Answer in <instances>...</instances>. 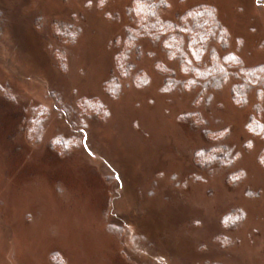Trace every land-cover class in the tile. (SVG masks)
<instances>
[{"label": "rangeland", "instance_id": "rangeland-1", "mask_svg": "<svg viewBox=\"0 0 264 264\" xmlns=\"http://www.w3.org/2000/svg\"><path fill=\"white\" fill-rule=\"evenodd\" d=\"M131 1L0 0V264H264V136L246 128L264 123V93L239 106L231 78L195 107L198 89L163 91L156 61L182 76L178 62L142 40L131 59L149 83L110 95ZM167 1L164 20L214 6L220 51L264 64V0ZM195 109L204 126L182 118ZM206 128L228 129L231 167L194 158L217 143ZM233 209L244 218L226 221Z\"/></svg>", "mask_w": 264, "mask_h": 264}, {"label": "trees", "instance_id": "trees-1", "mask_svg": "<svg viewBox=\"0 0 264 264\" xmlns=\"http://www.w3.org/2000/svg\"><path fill=\"white\" fill-rule=\"evenodd\" d=\"M98 2L105 3L106 0H98ZM167 7H169L167 0L131 1L128 7L131 23L125 27L124 36L116 38L115 42L120 45V49L114 55L115 70L105 83V88L110 95L117 97L121 92L122 80L128 79L130 75L133 85L142 87L149 83L150 78L137 63L132 61L131 54L134 52L139 55L140 41L150 40L160 44L170 60L178 62V69L182 75H178L175 69L161 61H156L159 72L164 76L162 85L164 92L171 93L176 90L188 92L198 89L193 105L199 107L204 97L210 100L212 92L219 90L231 78H235L236 81L231 87V96L235 104L244 106L249 92L253 89L259 97L262 96L264 64L246 67L235 53L224 49L220 51L227 45L228 34L214 6L200 4L187 9L176 20H164L160 16V10ZM102 107L98 101L88 99L85 108L101 111ZM40 115L43 116L41 118L39 116L38 124L42 126L47 116L46 111ZM182 118L192 125H205L203 116L196 109L186 112ZM246 128L250 134L264 136V123L254 116L247 122ZM204 133L208 141L216 140L217 143L197 150L194 157L196 161L204 162L206 166L231 167L239 153H236L233 147L221 144L228 129L221 128L213 131L206 128ZM64 143L65 141L61 142L60 146H64ZM262 156L264 163V155ZM199 157L203 161H199ZM243 178L242 170L227 175L228 182L233 184ZM237 211L233 209L227 213L225 220L231 219L232 216L233 220L243 219L244 213Z\"/></svg>", "mask_w": 264, "mask_h": 264}]
</instances>
